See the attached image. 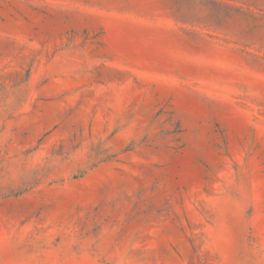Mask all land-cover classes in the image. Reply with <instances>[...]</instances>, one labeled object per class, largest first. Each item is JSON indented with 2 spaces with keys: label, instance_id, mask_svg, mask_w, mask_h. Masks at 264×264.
<instances>
[{
  "label": "rangeland",
  "instance_id": "1",
  "mask_svg": "<svg viewBox=\"0 0 264 264\" xmlns=\"http://www.w3.org/2000/svg\"><path fill=\"white\" fill-rule=\"evenodd\" d=\"M0 264H264V0H0Z\"/></svg>",
  "mask_w": 264,
  "mask_h": 264
}]
</instances>
